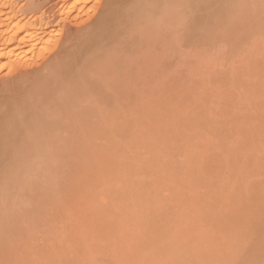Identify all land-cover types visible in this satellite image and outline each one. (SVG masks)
<instances>
[{
	"label": "rangeland",
	"instance_id": "obj_1",
	"mask_svg": "<svg viewBox=\"0 0 264 264\" xmlns=\"http://www.w3.org/2000/svg\"><path fill=\"white\" fill-rule=\"evenodd\" d=\"M0 3V264H264V0Z\"/></svg>",
	"mask_w": 264,
	"mask_h": 264
},
{
	"label": "bare ground",
	"instance_id": "obj_2",
	"mask_svg": "<svg viewBox=\"0 0 264 264\" xmlns=\"http://www.w3.org/2000/svg\"><path fill=\"white\" fill-rule=\"evenodd\" d=\"M0 4H1V3H0ZM2 4H3V3H2ZM4 5H5V4H4ZM41 5H42V4H41ZM41 5H40V6H41ZM5 6H6V5H5ZM0 15H1V14H0ZM25 23H26V22H25ZM36 23H37V22H36ZM39 23H40V21H39ZM41 24H42V23H41ZM12 25H13V27H14L15 25H16L15 27H17V24H16V23H15V24L12 23ZM20 25H21V24H20ZM20 25H19V27H20ZM26 25H28V24L26 23ZM34 25H35V24H34ZM34 25H31V26H30V24H29L30 27L26 26L25 29H29V31H30V30H34V34H35V32H36L35 28L32 29V28L34 27ZM21 26H22V25H21ZM24 26H25V25H24ZM32 26H33V27H32ZM8 27H10V26H8ZM11 27H12V26H11ZM13 27H12V29H14ZM22 27H23V26H22ZM31 27H32V28H31ZM39 27L41 28V26H39ZM20 28H21V27H20ZM30 28H31V29H30ZM42 28H43V27H42ZM12 29H10V30H12ZM23 29H24V28H23ZM37 29H38V28H37ZM44 29H45V28H44ZM10 30H9V31H10ZM16 30H17V29H16ZM19 30H22V29H19ZM23 31H24V30H23ZM27 31H28V30H27ZM38 31H39V30H38ZM40 31H41V30H40ZM44 31H45V30H44ZM44 31H43V32H44ZM48 31H49V30H48ZM11 32H12V31H11ZM18 32H19V31H16L15 33H18ZM30 32L33 33L32 31H30ZM30 32H28V33L31 34ZM41 32H42V31H41ZM12 33H13V32H12ZM15 33H14V35H11V36H12V37L15 36ZM20 33H21V32H20ZM26 33H27V32H26ZM28 33L26 34V36L29 35ZM36 33H37V32H36ZM39 33H40V32H39ZM2 35H3V34H2ZM17 35H18V34H17ZM20 35H21V34H20ZM24 35H25V34H24ZM41 35H42V34H41ZM11 36H10V37H11ZM26 36H25V37H26ZM31 36H32V35H31ZM33 36H35V40H36V38H37L36 35H33ZM37 36L39 37L40 35H37ZM43 36H45V34H43ZM18 37H19V39H20V38L22 37V35H21V37H20V36H18ZM27 37H28V36H27ZM27 37H26V39H27ZM29 37H30V36H29ZM1 38H2V37H1ZM13 38H16V36L13 37ZM13 38H12V39L10 38L9 40H10V41H11V40H12V41L14 40V42L16 43V39H17V41H18V38H16V39H13ZM39 38H40V37H39ZM4 39H5V38H4ZM24 39H25V38H23V40H24ZM29 39H30V38H29ZM31 39H32V38H31ZM33 39H34V38H33ZM33 39H32V40H33ZM6 40H7V39H6ZM23 40H22V41H23ZM10 41H9V43H10ZM12 41H11V43H12ZM27 41H28V40H26V42H27ZM36 41H37V40H36ZM36 41H35V42H36ZM41 41H42V40H41ZM3 42H4V41H3ZM6 42H8V41H6ZM6 42H5V43H6ZM20 42H21V40H20ZM28 42H29V41H28ZM1 43H2V42H1ZM11 43H10V44H11ZM21 43H22V42H21ZM2 44H3V43H2ZM10 44H9V45H10ZM40 44H41V43H40ZM9 45H8V46H9ZM3 46H4V44H3ZM3 46H2V47H3ZM31 49H32V48H31ZM2 52H3V51H2Z\"/></svg>",
	"mask_w": 264,
	"mask_h": 264
}]
</instances>
